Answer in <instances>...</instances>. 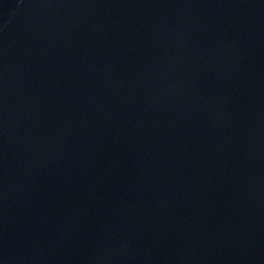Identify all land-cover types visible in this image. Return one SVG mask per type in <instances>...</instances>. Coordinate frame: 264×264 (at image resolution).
<instances>
[{
    "label": "water",
    "instance_id": "obj_1",
    "mask_svg": "<svg viewBox=\"0 0 264 264\" xmlns=\"http://www.w3.org/2000/svg\"><path fill=\"white\" fill-rule=\"evenodd\" d=\"M0 264H264V0H0Z\"/></svg>",
    "mask_w": 264,
    "mask_h": 264
}]
</instances>
